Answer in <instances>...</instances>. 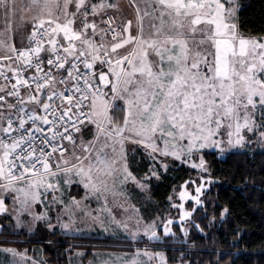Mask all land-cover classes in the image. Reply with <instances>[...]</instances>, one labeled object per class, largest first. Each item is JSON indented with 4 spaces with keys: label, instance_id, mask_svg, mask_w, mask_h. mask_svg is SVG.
Listing matches in <instances>:
<instances>
[{
    "label": "snow or ice",
    "instance_id": "obj_1",
    "mask_svg": "<svg viewBox=\"0 0 264 264\" xmlns=\"http://www.w3.org/2000/svg\"><path fill=\"white\" fill-rule=\"evenodd\" d=\"M241 7L0 0V264H50L10 239L41 221L132 242L98 264H234L161 245L231 217L210 198L209 155L264 150V31H241ZM177 169L163 207L141 212L134 194L151 200Z\"/></svg>",
    "mask_w": 264,
    "mask_h": 264
},
{
    "label": "trees",
    "instance_id": "obj_2",
    "mask_svg": "<svg viewBox=\"0 0 264 264\" xmlns=\"http://www.w3.org/2000/svg\"><path fill=\"white\" fill-rule=\"evenodd\" d=\"M241 4V31L252 34L264 31V0H241ZM207 159L217 181L210 190V198L219 206H228L231 217L223 222L218 220L205 233L193 230L187 238L183 237L179 229H174L176 236L164 237L161 247L187 248L197 260L205 261L213 259V253L217 250L228 251L232 254L230 259L234 264H264V150L235 149L223 156L209 155ZM182 176L184 172L177 169L171 179L154 187L151 210H160L157 203L163 207L172 179ZM11 230L18 233L10 236L11 240L18 241L13 246L20 249H41L49 254V261L53 264L66 263L69 253L65 250L69 247L72 248V253L80 249H85L88 253L95 250H132V242L123 238L77 236L58 232L55 236L49 233V240L52 241L49 244L39 239V233L32 234L27 229L15 228L14 224ZM185 239L187 243H184ZM192 244L194 247H189Z\"/></svg>",
    "mask_w": 264,
    "mask_h": 264
},
{
    "label": "rangeland",
    "instance_id": "obj_3",
    "mask_svg": "<svg viewBox=\"0 0 264 264\" xmlns=\"http://www.w3.org/2000/svg\"><path fill=\"white\" fill-rule=\"evenodd\" d=\"M121 2L124 5L125 14H128L127 11L129 12V9L127 8V0H121ZM251 149L256 150V149H260V148L254 147ZM233 150H235V149H233ZM226 153H228V152H226ZM226 153H224L223 155H225ZM223 155H221V156H223ZM134 200L137 202V206L140 207L141 212L145 213L146 215H150L153 212H155L154 209L153 210L150 209L151 200H145L139 194H134ZM93 207H95L94 203H93ZM80 228H81V230L79 232L68 233L67 235L91 236V237H99V238H107V237L123 238V236L120 235L119 233L113 234L111 232V230L108 232H105L99 226H93V225L85 224V225H81ZM24 229H27V228H24ZM29 233H32V234L39 233L40 234L39 239L41 241H49V233H51V232L49 229L46 228L44 223L41 221V222H37L34 225L33 231H31ZM31 250H33V249H29L28 255H30V256L35 255L36 258L43 257L44 259L49 261L50 256L48 253L42 252L41 249L35 250V252H33ZM121 251L130 252L131 250H95L94 252L88 253L85 249L84 250L80 249V250H76L73 253H71L70 257L68 256V259H67L66 263H64V264H90V262H91V264H98V262L100 260L106 258L107 253H109V252H121ZM76 253H83V255L77 256ZM50 264H53V263H50Z\"/></svg>",
    "mask_w": 264,
    "mask_h": 264
}]
</instances>
